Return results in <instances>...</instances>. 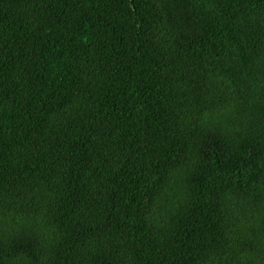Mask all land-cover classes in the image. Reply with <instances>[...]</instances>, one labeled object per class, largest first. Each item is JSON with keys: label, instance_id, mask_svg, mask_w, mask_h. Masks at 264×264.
<instances>
[{"label": "trees", "instance_id": "16d2710c", "mask_svg": "<svg viewBox=\"0 0 264 264\" xmlns=\"http://www.w3.org/2000/svg\"><path fill=\"white\" fill-rule=\"evenodd\" d=\"M69 257L264 264V0H0V264Z\"/></svg>", "mask_w": 264, "mask_h": 264}]
</instances>
